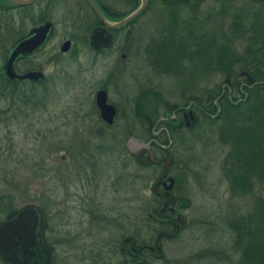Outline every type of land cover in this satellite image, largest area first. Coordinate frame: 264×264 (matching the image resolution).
<instances>
[{"label": "rangeland", "instance_id": "rangeland-1", "mask_svg": "<svg viewBox=\"0 0 264 264\" xmlns=\"http://www.w3.org/2000/svg\"><path fill=\"white\" fill-rule=\"evenodd\" d=\"M259 8L249 0H202L196 6L148 0L133 30L122 32L114 47L100 56L81 42L62 54V28L54 46L32 59L44 72L45 82L24 83L15 90L32 94L37 105L18 108L21 93L13 100L6 98L0 84V221L11 212L6 211L10 206L15 210L38 205L46 214L47 239H52L54 225L58 230L54 238L59 264H77L80 253L110 242L119 249L130 234L138 246H154L157 235L165 230L150 217L158 208L153 187L163 166H142L136 157L144 155L151 134L162 127L161 123L154 126L167 108L185 107L187 99L221 84L214 66L202 65L211 61L210 53L199 58L197 48L211 47L210 40L229 26L238 9ZM5 51L0 44V70ZM49 53L56 55L52 62ZM122 53H127L125 60ZM166 57L168 64L173 63L171 71ZM101 89L107 91L109 103L119 106L118 123L112 128L98 120L96 110V116L89 115ZM143 92L146 103L141 104L143 115L139 116L134 103ZM232 97L241 99L239 94ZM148 111L151 126L145 120ZM197 115L193 128H184L169 139L174 162L169 176L175 180L172 195L179 204L174 217L181 227L175 239L161 241L162 259L146 256L150 264H235L237 259L225 220L232 212L243 213L250 200L229 190L223 169L228 148L217 138L219 125L210 121L214 115L209 113L210 119ZM86 119L88 125L98 124L87 127ZM91 129L104 136H120L87 142L96 135ZM155 139L164 146L169 143L165 136ZM150 148L159 159L160 150ZM87 154L94 156L93 165L86 166ZM86 175L98 186L82 187ZM117 177L115 197L110 186ZM95 216L105 219L100 222ZM77 236L73 245L71 238ZM116 259L124 263L123 256Z\"/></svg>", "mask_w": 264, "mask_h": 264}, {"label": "trees", "instance_id": "trees-1", "mask_svg": "<svg viewBox=\"0 0 264 264\" xmlns=\"http://www.w3.org/2000/svg\"><path fill=\"white\" fill-rule=\"evenodd\" d=\"M249 1L260 8L256 11L238 9L229 26L210 40L211 47L205 50L197 48L196 55L199 58H207V53H210L211 61L202 65H213L214 70L221 75L222 82L215 89L203 92L200 97L187 99L185 105H197L200 115L205 118H209V113L214 115L209 119L219 125L217 138L228 148L223 169L229 190L233 196L250 200L243 213L232 212L225 220L233 238L232 251L237 257L234 263L264 264V0ZM189 2L196 6L201 0L164 4L186 5ZM166 59L164 62L168 71H171L173 63L168 64ZM243 71L249 73L253 83L241 78L240 73ZM0 84L3 85L2 96L6 98L11 97L13 100L17 96L15 94L21 93L17 96L18 108L33 105V102L34 106L38 104L32 94L15 91L22 85L10 82L2 70ZM233 94H239L241 99L234 100ZM142 103H146L145 92L134 103L136 115H143ZM167 109L163 117H168L160 126L167 129L168 134L163 132V136L169 141L173 135L180 134L177 128L173 130L171 126H176L181 116L174 114L177 108ZM174 115L175 119H172ZM151 137L156 138L154 134ZM143 154L136 157L138 163L148 167L153 165L146 153ZM12 210V206L6 208L7 212Z\"/></svg>", "mask_w": 264, "mask_h": 264}, {"label": "flooded vegetation", "instance_id": "flooded-vegetation-1", "mask_svg": "<svg viewBox=\"0 0 264 264\" xmlns=\"http://www.w3.org/2000/svg\"><path fill=\"white\" fill-rule=\"evenodd\" d=\"M161 1L165 3H172L176 1H199V0H161ZM94 3L101 12L102 16L104 17V20L108 24L114 25L121 22L123 19H125L130 14H132L138 8L140 4V0H94ZM147 5H148V0H146V7ZM145 9L141 14L144 13ZM56 13H59V18H57ZM140 15H138L131 21L125 23L124 25L118 28L109 29L105 25V22L100 19V17L97 15L95 10L92 8L89 0H33L28 5H17L12 0H0V44L4 46V49L6 48L3 63L8 58L9 53L14 44H16L18 41L26 39L27 37H31L32 36L31 33L35 29L40 28L46 24L51 25L50 35L48 39L45 41L43 47L32 53H27L26 55L18 58L14 63V71L17 75H25L27 73L38 71L43 73L44 79L38 82H34L30 80H22L20 82H14L10 80L9 81L19 85L28 83L32 86L44 83L46 80V76L44 72L41 70V67H37L36 65H34L32 59L40 55L41 53L45 52L47 49L49 50V48L52 47V45L54 46L53 42L56 40L58 33L60 36L62 35V31H61L62 28L64 30V35L62 36L61 39L62 42H60V48L65 42H69L70 43L69 51H70L72 50L75 44L81 42L83 43V45H86L89 48L92 54L96 56H100L114 47L115 42H117V36H119L122 32L127 30L128 31L133 30L136 24V20L140 17ZM58 26L60 27V29ZM97 29L106 30L108 34L111 35L112 38L109 46L101 49L91 48L90 38L93 31ZM83 39H85V42L83 41ZM125 46L126 44H124L122 47H124V49L126 50ZM60 48L59 51L61 52ZM69 51L65 53L63 52L61 53L66 54L69 53ZM55 56L56 55H54L53 53H49L48 56L49 61L52 62ZM126 57H127V53L121 54L122 60H125ZM2 71L4 74L3 68ZM101 90H105V89H101ZM242 92L243 91H241V93ZM110 102L111 103L108 102V93H107V103L112 105L115 108V112H116L115 117L111 124H108L106 121H104L101 118V114L96 105V102L92 104L93 107L91 109V113L89 114V115L94 114L96 116L95 114V110H96L100 118V119L98 118V120H100V122L102 124H105L108 128L117 126L118 123L117 115H119L118 113L120 111L117 103H114L112 101ZM174 114L175 115L179 114L181 116V121H179L176 126H171V128L173 130H176L177 128V130L181 134L184 128L194 127L197 121L196 115L200 114V108L195 104L188 105L185 107H178L177 110L174 111ZM175 115L172 117V119H175ZM145 120L148 126L152 125V116L149 111L146 113ZM89 121L90 120L88 119L85 120V125L87 127L89 126L91 127L98 124V122H96L88 125ZM165 121H166L165 118L159 119V121L156 122L154 127H156L159 123L162 122L164 123ZM165 125L168 126L167 123H165ZM90 131L91 133H95L93 129H91ZM98 132L95 133L96 135H93V138H90L89 140L87 139V142L88 141L98 142L105 137L108 138L112 137L111 139L114 140L116 139L115 138L116 136H120L119 134L104 136L103 134L102 135L98 134ZM150 132H152V128ZM163 132H165V134H168L167 129L165 127H161L158 130V132L154 134V136L156 138H161L163 136L162 134ZM123 136L126 137L127 135L123 134ZM168 142L169 143L167 144V146H164L162 144H159L158 141L152 137L148 142V144H150V147L153 146L155 149L160 150L161 155L159 159L156 157V153H154L155 155L154 160L151 161L150 158L148 157L147 150L145 152L146 157L148 158L150 163L157 166H161V165L163 166V172L158 178L155 186L153 187V192L156 197V204L158 208H156V210H154L150 214V217L157 224L164 227L165 230L157 235L155 245L149 246L147 244H144L138 246L136 239L134 237L135 235L130 234L129 236L124 238L123 243L119 247V249L115 248L114 246H111L112 244L111 242L109 246L107 247L101 246L99 248L97 247V249L93 250V252L90 253L87 251L83 252L84 249H81V252L83 253H80L79 256L80 262L77 264H121L120 262H117L116 255L123 256L124 258L123 264H150L146 257L147 255L148 256L152 255L154 258H159V259H162L164 257L161 247V241L163 239H175L181 227L179 218L174 217L175 213H177L178 211L179 204L173 198L172 195V191L175 185V180L174 178L170 177L169 174H170V169L173 166L174 162L173 160H171V156H170L171 141ZM133 156L135 158V155ZM85 158H86L85 159L86 166L93 165V163H95L93 155L86 156ZM159 160L162 161L160 163H155L158 162ZM168 161L170 162V166L168 168L167 175L164 176L165 166L166 163H168ZM87 175L85 179H81L82 187L86 185L87 189L89 190L90 188L93 189V185L98 186L97 181L95 180V184H94V178L91 179ZM170 179H173L174 183L172 188L170 190H167V188L170 186ZM119 184H120V179L118 177L112 179L110 188H112L113 190V196L116 193L115 197L119 194V189H118ZM95 218L97 219V221L100 222H103L105 219V217L103 216L102 217L95 216ZM109 220L110 219L106 218V221ZM47 229L48 226H47L46 214L44 213V229H43L44 241L45 244L51 250V264H59V257H58L59 253L57 250L58 242H57V238H54V237H58L59 235L58 230L54 225V230H52V239L50 237L49 239H47L46 237ZM169 230H172V233H168ZM77 239L78 236L74 237V239L71 238L73 245ZM102 243L104 244V242ZM40 250L41 247L38 246L37 252ZM43 258L44 255H42L41 259L39 260L36 259V262L32 260L29 264H44L42 262L44 260ZM0 264H4V263L0 261ZM70 264H76V262Z\"/></svg>", "mask_w": 264, "mask_h": 264}, {"label": "water", "instance_id": "water-1", "mask_svg": "<svg viewBox=\"0 0 264 264\" xmlns=\"http://www.w3.org/2000/svg\"><path fill=\"white\" fill-rule=\"evenodd\" d=\"M17 5H28L33 0H12ZM92 8L97 15L109 29L118 28L125 23L131 21L138 15H140L146 7V0H140L138 8L123 19L121 22L110 25L102 16L99 9L96 7L94 0H89ZM50 24H46L40 28L35 29L31 33V37H27L21 41H18L13 45L8 58L3 63V70L5 77L14 82H20L22 80H30L34 82L42 81L44 75L41 72H31L25 75H17L14 71L15 61L26 55L32 53L43 47L45 41L50 35ZM111 35L106 30L97 29L93 31L90 38V46L93 49H101L110 45ZM70 43L65 42L60 50L65 53L69 51ZM241 77H245L248 83H253V78L248 72L243 71L240 73ZM96 105L100 111L101 118L108 124H111L115 117V108L107 103V92L100 90L95 96ZM148 157L151 161L154 160V152L150 148V144L147 145ZM168 160V159H167ZM159 160L155 163H160ZM170 162L166 163L164 176L168 173ZM174 180L170 179V186L167 190H170L173 186ZM44 213L40 207L35 204H26L18 209L11 211L2 221H0V261L4 264H29L32 260L36 262L44 255V264H51V250L45 244L44 241ZM40 246L41 250L37 252V247Z\"/></svg>", "mask_w": 264, "mask_h": 264}]
</instances>
